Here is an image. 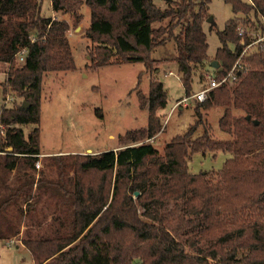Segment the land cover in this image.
Listing matches in <instances>:
<instances>
[{
	"label": "trees",
	"instance_id": "trees-1",
	"mask_svg": "<svg viewBox=\"0 0 264 264\" xmlns=\"http://www.w3.org/2000/svg\"><path fill=\"white\" fill-rule=\"evenodd\" d=\"M163 1L51 0L55 16L45 17L43 0H0V63L7 65L0 98H22L0 107V242L18 239L34 264H264L263 48L240 59L234 85L219 86L204 102L195 99V123L162 154L144 142L47 156L37 170L43 76L76 70L70 24L58 15L80 21L83 7L90 10L83 39L93 70L143 63L141 78L158 70L153 53L173 41L185 98L196 94L195 73L201 70V80L209 61L204 23L211 0ZM223 1L234 17L217 31V80L250 42L241 21L264 33V0ZM139 98L148 125L137 133L153 138L163 130V83L151 78L149 94ZM213 106L224 108L219 129L229 139L213 138L203 120L201 110ZM200 126L204 133L195 137ZM218 152L230 155L222 169L190 171L194 155Z\"/></svg>",
	"mask_w": 264,
	"mask_h": 264
},
{
	"label": "rangeland",
	"instance_id": "rangeland-1",
	"mask_svg": "<svg viewBox=\"0 0 264 264\" xmlns=\"http://www.w3.org/2000/svg\"><path fill=\"white\" fill-rule=\"evenodd\" d=\"M155 2L164 6L163 0H155ZM82 11L80 21L70 15L57 16L59 19H67L70 24L68 37L76 70L53 72L43 76L41 161L36 165L38 171L44 168L43 159L47 156L102 153L144 142L152 143L162 154L166 143L178 135L185 134L197 119L195 108L198 104L195 99L183 101L186 99V94L180 81L173 41L153 53L154 58L161 60L158 63V70L151 74L144 73L141 78L140 73L145 71L143 63L108 65L93 70L87 67L89 43L83 39L90 25L91 14L86 6ZM209 12L213 21L204 23L209 44V61L203 69L201 80L199 76L201 70L195 73L192 93L204 88L209 81L208 74L214 77L215 71L211 64L220 46L217 31H222L225 23L234 17L231 6L223 0H211ZM54 13L51 0H43L42 15L52 17L55 16ZM241 23L250 32L252 38L264 34L254 31L256 28L254 24L248 25L249 23L244 24L242 21ZM167 24L168 20L163 23V25ZM155 26L158 27L159 24ZM5 71L0 65L1 81L6 77ZM151 78L160 80L167 93V105L158 112L163 120V130L153 138H141L137 132L147 128L148 110L141 106L139 93L144 96L149 94ZM2 100L3 97L0 98V107L3 104L11 107L14 101L22 102V98L15 94L6 97L7 103ZM223 111V107L217 106L201 110L205 124L212 128L211 136L220 140L230 138L219 129V120ZM31 128V125L23 127L26 135ZM203 133V126H200L195 137ZM228 158L230 155L222 152L208 153L205 156L196 154L189 163V169L195 174L202 171H218L222 169ZM19 243L18 239L6 244L0 242V264H34L29 251Z\"/></svg>",
	"mask_w": 264,
	"mask_h": 264
},
{
	"label": "built area",
	"instance_id": "built-area-1",
	"mask_svg": "<svg viewBox=\"0 0 264 264\" xmlns=\"http://www.w3.org/2000/svg\"><path fill=\"white\" fill-rule=\"evenodd\" d=\"M244 33L245 30L242 28L239 32V35L241 37H244ZM250 42L245 45V42L242 41V45H245L239 60L237 61V63L234 65V67L232 68V70L226 75L224 76L221 80H217L216 77H213V75L210 76V74H208L207 78L209 79L208 83L206 86H204L203 89L199 90L194 96L193 98L196 99L199 102H204L211 91H213L214 89L218 88L219 86L223 85V84H230V85H234L235 82L237 81V71L239 68V61L240 59L245 56L246 54H248L251 50H255V49H264V34L259 35L255 38H252V36L250 35ZM18 63H23L24 62V51L20 52L18 58H17ZM189 99H184V102H187ZM7 102V101H6Z\"/></svg>",
	"mask_w": 264,
	"mask_h": 264
},
{
	"label": "water",
	"instance_id": "water-1",
	"mask_svg": "<svg viewBox=\"0 0 264 264\" xmlns=\"http://www.w3.org/2000/svg\"><path fill=\"white\" fill-rule=\"evenodd\" d=\"M208 21H209V22H212V21H213L212 17H210ZM211 66H212L213 68L217 69V68L219 67V63H218L217 61H213L212 64H211ZM247 118L249 119V117H247ZM137 195H138V193H136V196H137Z\"/></svg>",
	"mask_w": 264,
	"mask_h": 264
},
{
	"label": "crops",
	"instance_id": "crops-1",
	"mask_svg": "<svg viewBox=\"0 0 264 264\" xmlns=\"http://www.w3.org/2000/svg\"><path fill=\"white\" fill-rule=\"evenodd\" d=\"M82 14H83V11L81 12ZM0 65H1V69H4V70H6L7 69V65H5V64H1L0 63ZM6 68V69H5ZM114 150H116V149H114ZM44 154H46V153H44ZM47 155H51V154H47ZM59 155V154H58Z\"/></svg>",
	"mask_w": 264,
	"mask_h": 264
}]
</instances>
